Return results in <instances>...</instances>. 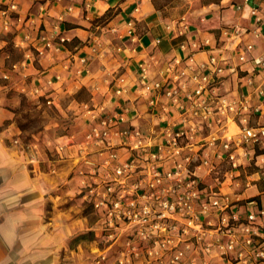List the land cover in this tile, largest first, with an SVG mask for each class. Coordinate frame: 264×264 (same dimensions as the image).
Segmentation results:
<instances>
[{
	"label": "crops",
	"instance_id": "1",
	"mask_svg": "<svg viewBox=\"0 0 264 264\" xmlns=\"http://www.w3.org/2000/svg\"><path fill=\"white\" fill-rule=\"evenodd\" d=\"M2 2L17 9L7 18V30L0 19V264H94L101 254L116 260L119 249L105 241L101 213L91 206L83 182L94 179L93 166L101 180L114 165L143 153L133 151L134 141L115 131L139 130L145 146L178 115L177 105L166 97L156 107L149 105L141 66L148 81H164L176 58L193 56L199 64L218 54L229 66L251 45L248 62L237 73L226 72L216 89L230 101L246 100L251 125L264 126V97L254 92L264 87V68L252 61L264 60V28L257 23L264 16V0H181L177 8L182 13L171 17L162 16L154 0ZM128 22L134 26L132 36ZM206 38L209 46L192 48ZM10 46L19 55L15 61L8 60ZM117 77L125 79L121 96L113 92ZM167 86L187 105L175 84ZM23 97L38 109L51 108L58 119L28 133L18 120ZM113 114L123 121L103 140L87 141L99 120ZM62 121L68 122L65 127ZM237 151L242 182L227 181L222 192L232 200H250L259 195L262 181L253 152ZM255 151L264 154V144ZM232 210L243 214L251 207L236 204ZM131 264L146 262L140 258Z\"/></svg>",
	"mask_w": 264,
	"mask_h": 264
},
{
	"label": "built area",
	"instance_id": "2",
	"mask_svg": "<svg viewBox=\"0 0 264 264\" xmlns=\"http://www.w3.org/2000/svg\"><path fill=\"white\" fill-rule=\"evenodd\" d=\"M2 1L0 19L2 29L7 30V18L17 6ZM257 23L264 28V16ZM133 33V23L128 22L127 34ZM64 41L59 38L60 43ZM209 45L208 38L191 44L196 51ZM252 49L247 45L237 62L229 66L218 54L199 64L193 56L176 58L168 66L164 81H148L146 68L140 67V82L143 93L149 95V105L156 107L160 97H166L177 105L178 115L145 146L141 145L146 139L139 130L115 131L114 135L134 141L133 151L143 153L114 165L101 180L93 166L90 175L94 179L83 182L91 206L101 213L105 241L119 249L115 261L101 254L94 264H131L140 258L146 264H218L214 258L221 264H264V154L255 151L264 144V126L251 125L246 100L230 101L216 89L226 72L237 73L239 66L248 62L246 54ZM252 61L264 68L262 58ZM169 82L185 96L187 105L181 104L167 86ZM124 83V78H115V95L126 92ZM189 83H193L190 90ZM247 84L254 85L251 77ZM254 92L264 97V87H256ZM163 109L167 111V107ZM122 121L116 114L104 116L91 129L87 141L103 140ZM240 148L253 152L262 181L259 195L250 200H232L222 192L225 182L234 186L242 182ZM110 158L117 160V154L111 153ZM166 164L168 169H164ZM198 171L205 175L199 176ZM236 204L251 210L243 214L233 211Z\"/></svg>",
	"mask_w": 264,
	"mask_h": 264
},
{
	"label": "rangeland",
	"instance_id": "3",
	"mask_svg": "<svg viewBox=\"0 0 264 264\" xmlns=\"http://www.w3.org/2000/svg\"><path fill=\"white\" fill-rule=\"evenodd\" d=\"M158 5L160 6L159 12L164 17H171L175 14H178L179 10L177 7L182 4H179L181 0H157ZM179 5V6H178ZM183 10H180L182 13ZM8 52L10 54L9 61H15L19 58V55L14 51L12 46L8 47ZM82 97L84 98L85 95L83 94ZM22 108L20 109V117L19 123L22 128L26 129L28 133L32 131H37L38 129L44 127V125L48 124L51 119H58L57 114L51 108L38 109L32 102L27 101L25 97L22 98ZM68 122L62 121L63 127L66 126ZM28 136L25 135L24 138L26 139Z\"/></svg>",
	"mask_w": 264,
	"mask_h": 264
},
{
	"label": "trees",
	"instance_id": "4",
	"mask_svg": "<svg viewBox=\"0 0 264 264\" xmlns=\"http://www.w3.org/2000/svg\"><path fill=\"white\" fill-rule=\"evenodd\" d=\"M154 4L156 5V9L159 10L160 6L158 5V1L154 0Z\"/></svg>",
	"mask_w": 264,
	"mask_h": 264
}]
</instances>
